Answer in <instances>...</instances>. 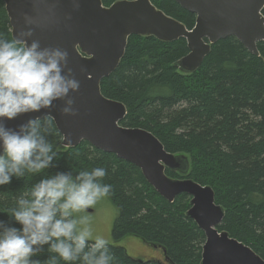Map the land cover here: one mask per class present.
Segmentation results:
<instances>
[{
    "label": "trees",
    "instance_id": "16d2710c",
    "mask_svg": "<svg viewBox=\"0 0 264 264\" xmlns=\"http://www.w3.org/2000/svg\"><path fill=\"white\" fill-rule=\"evenodd\" d=\"M116 1L120 0H101L105 7ZM151 3L187 29L193 27L195 16L174 0ZM261 13L264 16V9ZM0 39H12L1 0ZM257 49L259 57L233 37L220 40L194 73L185 74L174 66L188 53L184 40L165 43L130 36L124 56L116 70L100 82V91L125 106L121 127L144 129L168 153L187 159L185 174L166 170V175L209 186L224 212L217 230L227 232L264 261V43H258ZM46 139L56 153L55 166L0 185V221L20 227L9 210L39 180L57 172L75 176L103 168L107 175L101 182L112 186L107 198L117 211L111 230L113 244L134 237L158 248L167 259H133L124 248L109 244L111 264H200L205 237L185 216L190 197L180 195L171 203L166 201L137 167L87 143L61 148L53 122ZM50 255L55 254L45 245L32 259L47 264ZM56 264L79 262L57 258Z\"/></svg>",
    "mask_w": 264,
    "mask_h": 264
},
{
    "label": "water",
    "instance_id": "95a60500",
    "mask_svg": "<svg viewBox=\"0 0 264 264\" xmlns=\"http://www.w3.org/2000/svg\"><path fill=\"white\" fill-rule=\"evenodd\" d=\"M1 1L12 39L22 28L31 27L33 38L42 46L68 52V67L80 82L79 91L73 93L75 115H62V104L56 102L52 109L5 121L6 126L17 129L29 119L50 115L61 136V148L87 143L137 167L144 180L166 201L171 203L180 195L190 197L185 216L205 237L200 264H264L251 248L217 230L224 212L215 203L209 186L166 175V170L185 174L187 159L168 153L144 129L121 127L125 106L100 91V82L118 67L130 36L153 37L165 43L184 40L188 53L174 66L185 74L194 73L201 66L213 44L230 37L259 57L257 44L264 43V0H174L182 10L195 16L191 29L165 15L151 0H120L108 7L101 0ZM25 15L31 19L28 25ZM164 261L167 262L165 257Z\"/></svg>",
    "mask_w": 264,
    "mask_h": 264
},
{
    "label": "clouds",
    "instance_id": "9594fccd",
    "mask_svg": "<svg viewBox=\"0 0 264 264\" xmlns=\"http://www.w3.org/2000/svg\"><path fill=\"white\" fill-rule=\"evenodd\" d=\"M31 19L25 15V24ZM34 30L24 27L16 37L0 39V185L13 177L36 175L54 167L56 153L46 139L50 115L27 120L17 129L6 126L23 114L52 109L61 102L62 115H75L73 93L80 82L68 67V52L42 46ZM103 168L57 172L23 193L10 217L20 227L0 221V264H40L32 257L44 251L47 264L57 258L79 264H111L109 242L93 234L87 210L109 196L112 186L101 181Z\"/></svg>",
    "mask_w": 264,
    "mask_h": 264
},
{
    "label": "rangeland",
    "instance_id": "374dc122",
    "mask_svg": "<svg viewBox=\"0 0 264 264\" xmlns=\"http://www.w3.org/2000/svg\"><path fill=\"white\" fill-rule=\"evenodd\" d=\"M87 213L91 216V228L94 236H103L109 244L124 248L127 255L133 259L163 261L162 251L143 243L137 238L127 237L113 244L111 230L117 211L107 197L100 200L94 208L88 209Z\"/></svg>",
    "mask_w": 264,
    "mask_h": 264
}]
</instances>
